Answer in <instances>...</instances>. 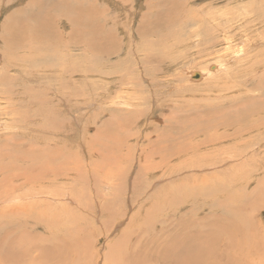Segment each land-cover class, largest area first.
<instances>
[{
	"label": "rangeland",
	"instance_id": "374dc122",
	"mask_svg": "<svg viewBox=\"0 0 264 264\" xmlns=\"http://www.w3.org/2000/svg\"><path fill=\"white\" fill-rule=\"evenodd\" d=\"M260 1L0 0V180H9L11 188L18 185V192H12L15 197L27 193L29 198L24 204L0 197V257L8 247L20 248L13 242L21 234L20 226L30 232L25 238L27 251L33 252L23 256L25 263L18 259L24 264H129V256L141 253L164 264L161 248L170 243L180 218L191 217L189 232L184 230L186 242L202 254L207 252L201 247L207 233L214 238L209 231H217L213 227L222 223V217L238 218L253 237L252 246L257 243L254 253L238 264H264V0ZM246 12L256 17L255 25L246 18L238 28L226 27L245 44L217 46L222 35L209 41L206 30L213 32L212 18L220 17L215 24H222L227 14ZM143 25L169 35L165 47L158 44L148 51L155 37H140ZM245 36L251 39L245 41ZM244 45L247 55L240 54ZM140 50L152 51L155 60L142 61ZM175 59L178 64L168 67ZM203 70V78L196 76ZM118 78L125 80L122 85ZM235 83L244 87L227 91ZM199 118L223 124L218 134H235V125L242 132L261 126L233 137V142L192 152L193 143L206 139L199 128L213 135L205 123L191 133L197 136L194 140L189 137V127ZM252 137L258 143L251 147L260 146L258 156L215 163L221 162L228 147ZM208 154L214 158H206ZM157 161L163 163L153 172L158 177L149 178L145 169ZM209 161L221 171L202 167ZM183 171L189 173L188 179H179ZM4 187L1 195L8 188ZM151 188L164 196L157 199ZM177 207L182 208L173 213ZM21 212L29 221H21ZM220 242L214 241L213 247L222 249ZM237 244L234 252H244ZM54 246L62 251L57 260H33L38 248ZM229 260L222 262L233 264Z\"/></svg>",
	"mask_w": 264,
	"mask_h": 264
},
{
	"label": "bare ground",
	"instance_id": "6f19581e",
	"mask_svg": "<svg viewBox=\"0 0 264 264\" xmlns=\"http://www.w3.org/2000/svg\"><path fill=\"white\" fill-rule=\"evenodd\" d=\"M63 1V0H62ZM260 1V0H259ZM253 2V1H252ZM251 2V3H252ZM257 2V1H256ZM261 2V1H260ZM255 3V2H254ZM248 4V3H247ZM242 5V4H241ZM252 5H254L253 3H252ZM251 5V6H252ZM51 6V5H50ZM119 6V5H118ZM256 6V5H255ZM259 6V5H258ZM237 7V6H236ZM248 7V6H247ZM122 8V7H121ZM249 8V7H248ZM255 8V7H254ZM257 8V7H256ZM255 8V9H256ZM251 9V8H250ZM255 9H253V10H255ZM245 10V9H244ZM253 10H251V11H253ZM221 12V11H220ZM251 12H246V15L245 16H241L240 14H234V13H232V14H227L228 16H226V17H224V19H222V21L224 22V23H222V24H220V23H216L215 24V21L217 22V21H220V19H218V18H220V17H214V14H212L213 16H210V17H214V18H212V20H210L211 22L212 21H214V22H212L211 23V28H212V30L211 31H213V32H216V30H218L219 31V33L217 34V33H210L209 31H208V28H207V32H208V38H209V41L210 42H214V39L216 38V37H218V36H221V38L223 39L222 41L220 40V42L217 44V46L218 45H221L222 43H230V42H233V43H231V44H238V46L239 45H242V44H245V43H243L241 40H240V38L238 37V35L237 34H235L234 33V35H231L233 32H231L230 33V31H232V30H230V29H227L226 27H231L232 28V25L233 26H237V28L239 27V26H242V25H244V23H243V20H245L246 18H250L252 21H253V23L252 24H256L255 22L257 21V19H256V17H253V15L252 14H250ZM250 14V15H249ZM220 15V14H219ZM226 15V14H225ZM217 16V15H216ZM223 16V15H222ZM218 19V20H217ZM209 22V21H208ZM228 22V23H227ZM46 23V22H45ZM44 23V24H45ZM156 23V22H155ZM158 23V22H157ZM203 23V22H202ZM258 23V22H257ZM262 24V23H261ZM142 25V24H141ZM228 25V26H227ZM261 26V25H260ZM263 26V25H262ZM93 27V26H92ZM255 27V26H254ZM258 27V26H257ZM156 28V26H151L150 27V25H146L145 27H144V25L143 26H141L140 28H139V30H140V37H141V34L143 35L142 37L144 38V36L147 38V35H150V37H155V40H152V41H154V43L152 44L151 43V41L149 42V45H152L151 46V49L150 48H148V51L149 50H152V47H156L155 45H158V44H160V45H162L163 44V46L165 47V45H166V42H168L167 40H168V36H166V35H162L161 34V31L160 30H157V28ZM221 28H223V29H226V30H221ZM249 28V27H248ZM221 30V31H220ZM242 30V29H241ZM257 30H259V28L257 29ZM201 31V28H199L198 30H196V34L198 35L199 34V32ZM203 31V30H202ZM245 32L247 31V29H245L244 30ZM251 31V30H250ZM241 32V31H240ZM263 33V32H262ZM204 34V33H203ZM256 34V33H255ZM250 35V34H249ZM251 35H252V33H251ZM242 36V35H241ZM262 36V35H261ZM164 37H165V39H164ZM169 38H170V36H169ZM247 37L245 36L244 37V39H246ZM105 39V38H104ZM114 38H112V40H113ZM150 39V38H149ZM251 39V38H250ZM249 38H247L245 41H248V40H250ZM109 40V39H108ZM146 40V39H145ZM208 41V40H207ZM256 41V40H255ZM67 42V41H66ZM105 42V41H104ZM104 42H102V43H104ZM148 43V42H147ZM248 43V42H247ZM91 44V43H90ZM230 44V45H231ZM72 45V44H71ZM223 45V44H222ZM92 46H93V44H92ZM145 46H147V44L145 45ZM233 46V45H232ZM235 46V45H234ZM95 47V46H94ZM183 47V46H182ZM227 47V46H226ZM241 47V46H240ZM243 48H242V50H241V48H240V54L241 53H243V54H245L243 51H245L246 52V48H245V45L244 46H242ZM248 47V46H247ZM89 48V50H91L90 48H91V46H89L88 47ZM93 48V47H92ZM97 47H95V49H96ZM169 48V47H168ZM199 48V47H198ZM234 48V47H233ZM249 48H250V46H249ZM98 49V48H97ZM166 50H167V47L165 48ZM226 49V48H225ZM237 49V48H236ZM219 50H222V49H219ZM227 50V49H226ZM92 51V50H91ZM99 51V50H98ZM102 51V50H101ZM115 51V50H114ZM146 51V50H145ZM145 51H142V50H140V52H142L141 54V59H142V61H151V62H153L154 60H155V58L154 59H152L153 57H154V55H153V52L152 51H150V52H145ZM183 51V50H182ZM199 51V50H198ZM207 52V51H206ZM205 52V53H206ZM231 53V52H230ZM231 54H233V53H231ZM235 54V53H234ZM249 54V53H248ZM174 55V54H173ZM201 55V54H200ZM238 55V54H237ZM245 55H247V54H245ZM244 55V56H245ZM215 56H217V55H215ZM220 56V55H219ZM219 56L217 57V58H219ZM224 56V55H223ZM231 56H233V55H231ZM243 55H241V57H242ZM254 56V55H253ZM234 57V56H233ZM173 58V57H172ZM228 58V57H227ZM231 58V57H230ZM247 58H249V57H247ZM149 59H151V60H149ZM158 59V58H157ZM156 59V60H157ZM160 59V58H159ZM235 59V58H234ZM238 59V58H237ZM239 60H241V59H238L237 61H239ZM242 60H243V58H242ZM244 60H246V56H245V59ZM243 60V61H244ZM248 60V59H247ZM246 60V61H247ZM164 61V60H163ZM178 61V60H177ZM183 61V60H182ZM228 61V60H227ZM236 61V60H235ZM234 61V62H235ZM245 61V62H246ZM249 61V60H248ZM180 63V62H179ZM187 63V62H186ZM176 64H178V63H176V59L175 60H171L170 61V64H169V66L168 67H170L171 65L172 66H175ZM236 64H237V62H236ZM167 65V64H166ZM177 66H179V65H177ZM181 66V65H180ZM213 66V68H215L216 66H214V65H212ZM211 66V67H212ZM229 66V65H228ZM240 66V65H239ZM184 67V66H183ZM176 68H178V67H176ZM213 68H211V69H213ZM183 69V68H182ZM240 69H242V68H240ZM181 70V69H180ZM211 71V70H210ZM209 71V72H210ZM166 72H168V68L166 69ZM217 72V71H216ZM176 73V72H175ZM195 73V70L194 71H191V74H194ZM231 73H233V72H231ZM92 74V73H91ZM206 73L204 72V70H203V72H202V74L201 73H199V77H201L202 76V78L204 77V75H205ZM107 75V74H106ZM105 75V77H108L109 78V76H110V74L108 75V76H106ZM229 75H231L230 74V72H227V76H229ZM57 77V76H56ZM59 77V76H58ZM242 77V76H241ZM125 78V77H124ZM174 78V77H173ZM206 78V77H205ZM204 78V79H205ZM229 78H233L232 76H230ZM118 80H119V82L121 83L120 85H122V83L125 81V80H122V78H118ZM200 80V79H199ZM209 80V79H208ZM55 81V80H54ZM109 83V82H108ZM210 83V82H209ZM135 84H137L136 82H135ZM226 84V83H225ZM134 85V84H133ZM204 85H205V83H204ZM231 85V84H230ZM239 85H240V87H244L243 85H241V83H235L233 86L231 85V86H228V88H227V91L228 90H230V91H233V90H235L236 89V87H239ZM125 88H126V86H124ZM129 88H130V86H128ZM215 87V86H214ZM58 88V87H57ZM198 88V87H197ZM58 90V89H57ZM226 90V89H225ZM131 100V99H130ZM249 101V100H248ZM94 103L95 102H92V105H94ZM125 103H127V102H125ZM130 105H137V103L135 104V103H133V102H130L129 103ZM250 105L251 106H253L251 103H250ZM248 107H249V104H248ZM93 108H95V106L93 107ZM94 111V110H93ZM210 120V119H209ZM221 120H222V117H221ZM217 121V120H216ZM216 121H203V120H200V118H199V122L198 123H192V125L189 127V129H190V131H189V137L190 138H196L197 136H195V135H191V133H197L198 132V129H197V126H202V125H204L205 123H206V125H208V127L210 128V130L211 131H213V135H211V134H208V131H205V130H207V128H205V127H202V128H199V131L201 132V134L202 135H205L206 136V139L204 140L203 139V141H201V142H198V143H193V145H192V147H190V151H192L194 148H199V147H202V146H205V145H208V146H210V144H215V143H221V142H224L225 140L226 141H232L233 142V140L238 136V135H240V136H244V135H247V134H250V133H252L253 131H254V129H258V128H260V126L261 125H257V127H253V125L252 126H249V127H247V128H245V130H247L246 132H242V131H240V130H238L237 128L240 126V125H235L232 129H233V133H235V134H233V135H229V134H226V133H222V134H218V132H220V130L223 128V124H219V125H217L216 124ZM236 127V128H235ZM264 127V126H263ZM194 128V129H193ZM225 128H226V130L227 131H230L231 129L230 128H228L227 126H225ZM191 129H193L192 131H191ZM158 130V129H157ZM244 131V130H243ZM179 132H182L181 130L179 131ZM180 135H178V137H179ZM233 137H235V138H233ZM255 137V136H254ZM261 137V136H260ZM262 137H264V134L262 135ZM177 138V137H176ZM174 139V138H173ZM264 139V138H263ZM170 140V139H169ZM194 140V139H193ZM200 140V139H199ZM257 140V139H256ZM191 141V140H190ZM189 141V142H190ZM236 141V140H235ZM252 142H254L255 144L256 143H258V141L257 142H255V140H254V138L252 137L251 139H249V140H246L245 141V139L244 140H242V142H236L235 144H238V145H241V148H240V150H239V147H238V145H236L234 148H232V149H230L229 147H228V149H226L223 153H226V154H224L223 156H222V160H221V162H215V163H223L224 161H229L230 160V157H232V159H235L236 157H244V156H249V155H251L252 153H254V155L253 156H258V150H259V148H260V146H259V148H257V147H251V145H253L252 144ZM185 143V142H184ZM263 143H264V141H263ZM263 143H262V145H263ZM243 145H246L247 146V148L244 150L243 149ZM176 146V145H175ZM178 146V145H177ZM207 147V146H206ZM216 147V146H215ZM263 147V146H262ZM261 147V148H262ZM176 148V147H175ZM181 148V147H180ZM163 149V148H162ZM169 149V148H168ZM215 149V148H214ZM220 149V148H219ZM173 150H175L174 148H173ZM187 150V152L189 151L188 149H186ZM160 151V150H159ZM170 151H171V149H170ZM180 151V150H179ZM197 151H199V149L197 150ZM196 151V152H197ZM216 151H217V147H216ZM169 152V151H168ZM192 152H194V150L192 151ZM218 152V151H217ZM156 153V152H155ZM171 153V152H170ZM175 153H177V152H175ZM198 153L199 152H197V155H198ZM220 153V152H219ZM218 153V154H219ZM228 153V154H227ZM165 154V153H164ZM188 154H190V153H188ZM217 154V155H218ZM161 155V154H160ZM173 155V154H172ZM178 155V154H177ZM187 155V154H186ZM196 155V154H195ZM194 155V156H195ZM203 155V154H202ZM216 153H215V158H216ZM182 156V155H181ZM219 156V155H218ZM218 156H217V158L216 159H218ZM252 156V155H251ZM260 156V155H259ZM160 157V156H159ZM185 157V156H184ZM200 157V156H199ZM205 157L206 158H211V157H213V154L212 155H205ZM220 157V156H219ZM250 157V156H249ZM182 158H183V156H182ZM194 158V157H193ZM201 158H203V157H201ZM214 158V157H213ZM212 158V159H213ZM171 160V159H170ZM169 160V161H170ZM189 160V159H188ZM191 160V159H190ZM161 162H162V160H160ZM187 161V160H186ZM202 161V160H201ZM223 161V162H222ZM227 162H225V163H227ZM13 164V163H12ZM14 164H17V163H14ZM161 164H163V163H159L158 161L157 162H155L154 164H150V166H149V169H145L146 171V173L149 175V178H155V176L157 175V174H153V172H155V171H157L158 172V168H159V166L161 165ZM240 164H242V163H240ZM182 165H183V163H182ZM181 165V166H182ZM201 165V164H200ZM244 165H246V164H244ZM248 165H249V163H248ZM116 166V165H115ZM203 166H205V168H207V167H210L211 169H213V170H220L219 169V167L216 165V164H214V163H211L210 161H209V163H206V164H204V165H202V167ZM247 166V165H246ZM20 167V166H19ZM164 167V166H163ZM162 167V168H163ZM180 167V166H179ZM225 167V166H224ZM244 167V166H243ZM147 168V167H146ZM165 168V167H164ZM182 168V167H181ZM239 168H242V166L241 167H239ZM143 169V168H142ZM225 169V168H224ZM252 169V168H251ZM182 170H183V168H182ZM245 170V169H244ZM243 170V171H244ZM247 170H248V167H247ZM246 170V171H247ZM163 171H166V170H163ZM168 171V170H167ZM167 171H166V175H167ZM178 171V170H177ZM221 171V170H220ZM138 172V171H137ZM183 172H185V171H183ZM209 172V171H208ZM238 172V171H237ZM254 172V171H253ZM145 173V174H146ZM173 173V172H172ZM175 173V172H174ZM181 173V176H177V175H175V176H177L179 179H182V178H187L188 179V177L189 176H187V174L189 175V173H187V171L184 173V175L182 174V172H180ZM239 173H242V170H241V172H240V170H239ZM246 173V172H245ZM251 173V172H250ZM23 174H24V172H23ZM163 174V173H162ZM164 174H165V172H164ZM178 174V173H177ZM212 174V173H211ZM243 174V173H242ZM249 174V173H248ZM247 174V175H248ZM55 175V174H54ZM72 175V174H71ZM113 175V174H112ZM183 175V176H182ZM24 176V175H23ZM22 176V177H23ZM27 176V175H26ZM57 176H59V175H57ZM160 176H162V175H160ZM170 176V175H169ZM215 176H217V175H215ZM156 177H158V175L156 176ZM162 177H164V176H162ZM237 177V176H236ZM34 178V177H33ZM139 178V177H138ZM217 178V177H216ZM220 178V177H219ZM222 178V177H221ZM235 178V177H234ZM14 179V178H13ZM20 179H21V177H20ZM167 179V178H166ZM209 179V178H208ZM149 180V179H148ZM168 180V183L170 182V181H172L170 178H168L167 179ZM239 179H237V178H235V184H237V183H239V181H238ZM242 180V179H241ZM244 180H246V181H248V182H251V181H253V180H251V181H249L250 179H248L247 177L246 178H244ZM156 181V180H155ZM163 181V180H162ZM162 181L160 182V185H161V183H162ZM245 181V182H246ZM0 182H2V183H0V187H2V186H6V187H8L7 188V190H5L6 191V193H4V194H0V197H4L5 199L4 200H9V201H12V199H17V200H20V201H22L24 204L25 203H27L26 202V200L27 199H29L27 196H28V194L27 193H25V195H21V196H17V197H15V194L14 193H17L18 192V185H17V187H15V185H13L12 186V188L13 189H15V190H13L11 187H10V181L9 180H0ZM25 182V181H24ZM149 182V181H148ZM164 182V181H163ZM218 182V181H217ZM19 183V182H18ZM30 183V182H29ZM207 183V182H206ZM11 184H14V183H12L11 182ZM22 184H23V180H22ZM21 184V185H22ZM149 184V183H148ZM153 184H155V182L153 183ZM171 184V183H170ZM251 184V183H250ZM24 185V184H23ZM107 185H109V184H107ZM151 185V184H150ZM204 185V184H203ZM248 185V184H247ZM111 186V185H110ZM149 186V185H148ZM168 186V185H167ZM172 186V185H171ZM170 186V187H171ZM220 186H222V185H220ZM224 186V185H223ZM231 186V185H230ZM6 187H4V188H6ZM153 187V186H152ZM4 188H3V192H4ZM149 188H150V186H149ZM260 188H262V187H260ZM152 189V188H151ZM155 189V188H154ZM154 189H152L153 191H154ZM164 189V188H163ZM2 190V189H1ZM16 190H17V192H16ZM156 191H154V193L152 194L154 197H156L157 199L158 198H162L164 195H162L161 194V192L159 191V190H157V189H155ZM165 190H166V188H165ZM185 190V189H184ZM11 191V192H10ZM151 191V190H150ZM12 192H14V193H12ZM40 192V191H39ZM37 193V192H36ZM43 193V192H42ZM188 192H186V194H187ZM191 193V192H190ZM229 193V192H228ZM183 194V193H182ZM194 194V193H193ZM263 194V193H262ZM104 195V194H103ZM141 195H143V194H141ZM162 195V196H161ZM184 195V194H183ZM188 195H189V193H188ZM196 195V194H195ZM264 195V194H263ZM9 196V197H8ZM44 196V195H43ZM191 196V195H190ZM105 197V196H104ZM143 197V196H142ZM147 197V196H146ZM232 197V196H231ZM234 198V197H233ZM1 199V198H0ZM77 199V198H76ZM149 199V198H148ZM235 199V198H234ZM3 200V199H2ZM78 200V199H77ZM151 200V199H150ZM190 200V199H189ZM154 201V200H153ZM1 204H2V201L0 202ZM13 203V202H12ZM14 203H15V205L17 204L15 201H14ZM13 203V204H14ZM31 203V202H30ZM255 203V202H254ZM253 203V204H254ZM19 204V203H18ZM23 204V206L25 207V205ZM45 204V203H44ZM80 204V203H79ZM161 204V203H160ZM246 204H242V206H245ZM9 206H10V204H9ZM12 206V205H11ZM21 206V205H20ZM22 206V207H23ZM27 206V205H26ZM160 206V205H159ZM184 206V205H183ZM255 205H253V207H254ZM3 207V206H2ZM17 207H18V205H17ZM7 208V207H6ZM182 207H177V208H175L174 210L172 209V211H173V213H177L180 209H181ZM10 209H11V207H10ZM9 209V210H10ZM18 209H20L19 207H18ZM239 209H242V207H239ZM243 210V209H242ZM20 211H24V209L22 208V210L20 209ZM140 211V210H139ZM245 211V210H244ZM19 212V211H18ZM102 212V211H101ZM149 212V211H148ZM147 212V213H148ZM239 213V212H238ZM8 215H9V213H7ZM157 214V213H156ZM19 215H20V213H19ZM21 221H23L24 222V220H26L27 218H26V215H25V213H22L21 212ZM28 217V216H27ZM227 217V216H226ZM190 219H186V218H180V219H182V220H178L179 222H176V223H174V226H175V230L173 231V233H172V235H171V237H170V243H168L169 242V240H168V242H165L164 244H163V246H162V250L163 251H161V252H163L164 254H160V256L162 257V262L164 263V264H207V262H212L211 261V259L213 260V262H215L214 264H224L222 261L224 260L225 261V258L226 259H230L231 258V260H229L230 262H233V264L235 263V264H238V262H244L245 260H246V258L245 257H247L248 256V254H249V252L251 251V253H254V249H253V247L254 248H256V244H255V246H252V236H250L247 232H246V230L245 229H243V228H241V225L242 224H240V223H238L237 221L239 220L238 218H230V219H223L222 217H221V219H220V221L222 222V223H220V224H218V225H216V226H214L213 227V230H217L216 232L215 231H212V230H210L209 232H212L213 234H214V238H212V236H210V235H208V233H207V236L205 237V245H201V247L202 248H204V246H205V249L207 250V252H204V253H202V254H199V253H197L198 251H196L195 250V248L192 250V249H190V247H189V245L187 244V242H186V237L187 236H185L187 233H185L184 232V230H188V232H189V230H190V226H191V217H189ZM206 218V217H205ZM220 218V217H219ZM18 219H20V218H18ZM248 219H249V217H248ZM28 220V219H27ZM170 220V219H169ZM29 221V220H28ZM35 221V220H34ZM177 221V220H176ZM224 221V222H223ZM173 222H175V221H173ZM193 222V221H192ZM27 223V222H26ZM178 223H180V224H178ZM185 223H189V226H187L186 227V224ZM169 225V224H168ZM210 225V224H209ZM173 226V227H174ZM243 226V225H242ZM18 228H22L20 231H21V236L19 235V238H17V237H15V238H13L14 240H13V242L15 243V245H16V247H17V245L18 246H20V248L19 249H16L15 248V250H12L11 248L9 249V247H8V249L4 252V255L2 256V257H0L3 261L1 262L0 261V263L1 264H4L5 263V261L6 262H9L10 264H17V262H18V264L22 261H18V259H23V256H25L26 254L27 255H30V254H32V253H30V252H28L27 250H29L28 248L29 247H27L28 246V244H26L27 243V237L25 238V236L26 235H28V234H30V232L28 233H25V231H24V229H23V227H18ZM47 228V227H46ZM203 229V228H202ZM209 229V228H208ZM211 229V228H210ZM16 230V229H15ZM48 230V229H47ZM12 231H14V230H12ZM18 231H19V229H18ZM164 231V230H163ZM208 231V230H207ZM143 231H141V233H142ZM144 232H146V231H144ZM148 232V231H147ZM161 232H162V230H161ZM12 233V232H11ZM57 234V233H56ZM152 234V233H151ZM4 235V234H3ZM29 236V235H28ZM40 236H42V235H40ZM39 236V237H40ZM58 236V235H57ZM127 236V235H126ZM141 236V235H140ZM156 236V235H155ZM194 236H196V234L194 235ZM45 237V236H44ZM128 237V236H127ZM145 237V236H144ZM29 238H30V236H29ZM135 239H136V237H134ZM154 238V237H153ZM153 238H151L150 240H152ZM190 238L192 239V237H191V235H190ZM44 239V238H43ZM42 239V240H43ZM57 239H58V237H57ZM69 240V239H68ZM133 240V239H132ZM154 240V239H153ZM160 240V239H159ZM2 241V240H1ZM8 241V240H7ZM56 241V240H55ZM128 241V240H127ZM140 241V240H139ZM141 241H144V240H141ZM214 241H216V242H218V241H222V245H223V247H225L224 249H223V247H222V249H219L218 247L217 248H214L213 247V243H214ZM238 241H239V243L241 244V246L244 248V252H243V250H241V252L240 253H238V251L237 252H234V251H236L237 250V246H238ZM37 242V241H36ZM57 242V241H56ZM146 242V241H145ZM156 242V241H155ZM236 242V243H235ZM12 243V242H11ZM58 243V242H57ZM121 243V242H120ZM136 243H138V241H136ZM136 243H134L135 245H137ZM189 243H191V242H189ZM3 243H1V245H2ZM5 244V243H4ZM139 244V243H138ZM149 244V243H148ZM7 246H8V244H6ZM146 245V244H145ZM30 246V245H29ZM117 246H118V244H117ZM190 246H191V244H190ZM6 247V246H5ZM10 247H12V246H10ZM116 247V246H115ZM119 247V246H118ZM122 247V246H121ZM144 247V246H143ZM157 247V246H156ZM2 248V247H1ZM52 248V247H51ZM228 248V249H227ZM118 249V248H117ZM116 249V250H117ZM215 249H216V255H214V253L213 252H215ZM0 250H2V249H0ZM31 250V249H30ZM119 250V249H118ZM117 250V251H118ZM124 250V249H123ZM37 251H39L40 253L37 255V256H33L34 258H33V260H38L36 263H38V262H40V259L42 258L43 260L44 259H46V262L48 263V261L47 260H50L51 261V259H58L59 258V255H60V252H62L61 251V249H59V247H55L54 246V249H49V247H48V249H47V247H41V248H38V250ZM122 251V250H121ZM121 251H120V253H121ZM229 251V252H228ZM1 252V251H0ZM107 252V251H106ZM111 252H113V251H111ZM124 252V251H123ZM133 252V251H132ZM232 253V255H231V253ZM116 253V252H115ZM118 253H119V251H118ZM117 253V254H118ZM126 253V252H125ZM2 254V253H1ZM135 255V254H134ZM131 255V256H129V258H128V260H129V264H149V262H151V264H155L154 263V261L157 259L158 261H159V259H158V257L156 258V257H154L153 255L151 256V257H149L150 255H144L143 253H141V254H139V256L138 255ZM251 255V254H250ZM58 256V257H57ZM62 256V255H61ZM113 256V255H112ZM115 256V255H114ZM26 257V256H25ZM108 257V262H109V260H110V257L109 256H107ZM117 257V256H116ZM149 257V258H148ZM230 257V258H229ZM28 258V257H27ZM31 258H32V256H31ZM148 258V259H147ZM30 259V258H29ZM147 259V260H146ZM237 259V260H236ZM28 260V259H27ZM61 260V259H60ZM236 260V261H235ZM17 261V262H16ZM142 261H145L144 263L142 262ZM23 262H24V259H23ZM23 262H21L22 264H24ZM27 262V261H26ZM56 262V261H55ZM107 262V263H108ZM212 262V263H213ZM30 263H32V259H30ZM105 263V262H104ZM120 263V262H119ZM123 263H124V261H123ZM122 263V264H123ZM254 263V262H253ZM33 264V263H32ZM49 264H51V263H49ZM52 264H53V262H52Z\"/></svg>",
	"mask_w": 264,
	"mask_h": 264
},
{
	"label": "water",
	"instance_id": "95a60500",
	"mask_svg": "<svg viewBox=\"0 0 264 264\" xmlns=\"http://www.w3.org/2000/svg\"><path fill=\"white\" fill-rule=\"evenodd\" d=\"M196 76H199V74H196Z\"/></svg>",
	"mask_w": 264,
	"mask_h": 264
}]
</instances>
